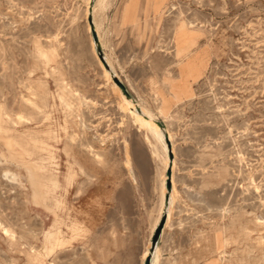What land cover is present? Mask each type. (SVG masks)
<instances>
[{
	"label": "rangeland",
	"instance_id": "obj_1",
	"mask_svg": "<svg viewBox=\"0 0 264 264\" xmlns=\"http://www.w3.org/2000/svg\"><path fill=\"white\" fill-rule=\"evenodd\" d=\"M86 2L0 0V264H143L167 182L154 264H264V0H105L92 15ZM189 3L204 63L175 99L173 5ZM109 66L164 146L119 112ZM7 103L24 148L5 145ZM48 231L71 243L38 263Z\"/></svg>",
	"mask_w": 264,
	"mask_h": 264
},
{
	"label": "bare ground",
	"instance_id": "obj_2",
	"mask_svg": "<svg viewBox=\"0 0 264 264\" xmlns=\"http://www.w3.org/2000/svg\"><path fill=\"white\" fill-rule=\"evenodd\" d=\"M104 1L105 0H87V2H86L87 13H88V11L91 10V15H92L94 9L104 6ZM103 8H105V7H103ZM91 22L93 23V29L97 35L98 43L101 47H103L102 46L103 43H102V41H100V36L98 34V31H99L98 30V24L94 20H92ZM190 32H191L190 30L177 31L176 26L174 25L173 38H174V41L176 43L174 56L176 58H178L179 62H183V64L181 66H179L178 78H179L180 82L185 81V84H183V85H179L180 82L178 83V88L180 89V90H178V92H172V97H174L175 99L179 98L180 95L188 94L187 89H188L189 79H192V80L195 79L201 73V70L203 69V63L204 62L202 59H200V53L196 52L194 56H192V57L190 56V53L193 50H195L194 46H196L195 41L191 42V38L189 37ZM192 40H193V38H192ZM91 43H92V47L95 48L96 47L95 42L92 40ZM186 43H187V46L184 47V44H186ZM102 70L104 72L103 74L105 75V79H107L108 81H111L112 80L111 70H113L111 68V66H109V70L106 68H104ZM114 75L116 76L117 74L113 73V76ZM111 87H112L113 93L117 96V98L119 100L118 104H117V109L119 110V112L121 114H123V116L128 117L133 122V124L137 125L139 128H141V129L145 130L146 132H148L149 134H151L159 143H161L163 145L164 144L163 143V140H164L163 131L160 128V126L157 124V122L155 121V119H154L155 117H153L151 112H149L148 109H145V108L139 106L133 99H127L122 94V92L120 91V89L118 88V86L114 82H112ZM30 105L33 107V110H35V112H37V113L40 112L41 108L46 107V105H42V106H39L37 104L35 105L33 102H31ZM3 114L5 116V118H3V123H4L3 131L5 134V136H4L5 145L7 147H11L12 141H15V144H13V145H16L17 148H24L25 146H22L18 141L19 136L18 135L13 136L10 133L12 126L18 125L19 121L17 118H15L13 120L10 119L9 104L8 103L6 104V107L4 108ZM17 117H18V114H17ZM45 118L47 119V116ZM68 123L70 124L68 126V128L70 127L73 129V126H76V122H74L73 119H71ZM14 130L17 131V129H14ZM39 130H40V132L46 134L47 138H55V137L49 136V133L51 131H49L48 128L46 129V131L43 129H39ZM81 130H82V123L80 121H78V136H79V133L84 134V132ZM66 135L70 141L69 142L70 146H72L73 142L75 141V137H76L75 131L72 130L71 133L66 132ZM166 136H167V139L169 140L170 135L166 134ZM29 140L34 145H36V143L46 145L45 140L43 138H39L38 136L30 137ZM173 165H174V163H170L168 168H170V167L173 168L172 167ZM166 167H167V165H166ZM165 179L166 178H164V180ZM164 180H163V182H164ZM168 180L169 179L167 178V181ZM52 183H53L54 188L57 187L58 181H57L56 177H54V179L52 180ZM170 183L172 184V178H170ZM166 194H168V204L166 207H164V196ZM171 199H172V189L170 190L169 193H167L165 187L162 186L160 208H159V212H158V215H157V218L155 220L154 225L153 226L151 225V227H153L151 230L152 231L151 235H152L156 225L158 224L160 217L164 213L166 215L165 224L168 221V219H169V208H170L169 205H170ZM60 242L61 241H60L59 232H52V231L46 232L44 234V240L40 244L39 250L36 251L37 262L42 263V257L45 255L51 254L53 252L54 248L57 245H60ZM149 248H150V239H149V241L147 243V247L145 248L143 255H142L144 260L149 255V252H148ZM155 253H156V247L154 248V251L151 254V263L150 264H154Z\"/></svg>",
	"mask_w": 264,
	"mask_h": 264
},
{
	"label": "water",
	"instance_id": "obj_3",
	"mask_svg": "<svg viewBox=\"0 0 264 264\" xmlns=\"http://www.w3.org/2000/svg\"><path fill=\"white\" fill-rule=\"evenodd\" d=\"M88 22H89V25H90V29H91V31H92L93 41H94L95 44H96L95 49H96L97 53L99 54V59H100V61L102 62V64L104 65V67L107 68V65L105 64L103 58H102L101 55H100V54H101V47H100V45H99V43H98V39H97L96 34H95V32H94L92 22H91L90 19L88 20ZM112 80H113V82L118 86V88L120 89V91L122 92V94H123L127 99H131V97H130L129 93L127 92L126 88L124 87V85H122V83H120V81H119L116 77H114L113 75H112ZM165 189H166V192H167V193L170 192L169 182L166 183ZM167 204H168V194H166V195L164 196V207H166ZM165 219H166V215H165V213H164V214L160 217L159 222H158V224L156 225V227H155V229H154V231H153V233H152V235H151V237H150V248H149V250H148L149 255L145 258V261H144L143 264H149V263H150L151 254H152L153 251H154V248H155L156 242L158 241V238H159L160 233H161V231H162V228H163V226H164Z\"/></svg>",
	"mask_w": 264,
	"mask_h": 264
},
{
	"label": "snow or ice",
	"instance_id": "obj_4",
	"mask_svg": "<svg viewBox=\"0 0 264 264\" xmlns=\"http://www.w3.org/2000/svg\"><path fill=\"white\" fill-rule=\"evenodd\" d=\"M241 4L243 3V0H240ZM218 3V0H214V5ZM208 3L207 0H197L196 3V8H204V7H208ZM173 7H178L180 8V12L179 14H176V20L174 21V24L176 26V30L180 31V30H192L195 31L196 28L199 26L201 28H207V24H200V21L197 19H192L191 22H189L188 19L185 18V13L183 11L184 7H191V3L187 4V5H182V4H174ZM225 7H227V5H225ZM257 191H259V189H257ZM5 235H8L7 231H5ZM87 238V233L81 230V234L79 236L74 235L72 237V240H76V239H86ZM70 241H66L64 244L61 245H57V247H67L68 244H70Z\"/></svg>",
	"mask_w": 264,
	"mask_h": 264
}]
</instances>
